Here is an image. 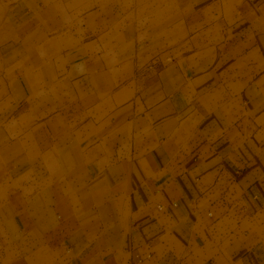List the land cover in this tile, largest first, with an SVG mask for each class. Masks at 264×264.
Segmentation results:
<instances>
[{"label": "crops", "instance_id": "obj_1", "mask_svg": "<svg viewBox=\"0 0 264 264\" xmlns=\"http://www.w3.org/2000/svg\"><path fill=\"white\" fill-rule=\"evenodd\" d=\"M39 14L0 79V264H264V0L133 56Z\"/></svg>", "mask_w": 264, "mask_h": 264}, {"label": "rangeland", "instance_id": "obj_2", "mask_svg": "<svg viewBox=\"0 0 264 264\" xmlns=\"http://www.w3.org/2000/svg\"><path fill=\"white\" fill-rule=\"evenodd\" d=\"M238 3L239 0H0V79L8 80L10 73L19 66L13 53V49L18 47H14L30 42L31 38L37 39L39 30L35 27L39 25L38 16L43 10L59 13L60 24L68 23L70 26L72 19H78V14L86 9L92 7L101 11L108 18L109 25L113 26L114 46L120 43L117 47L122 51L129 47L130 53L126 54L133 56L137 42L166 45L165 40L169 39L171 29L177 33L178 38L170 41L171 45H175L174 42H179L184 37L181 32L185 27L186 16L190 18L189 15L192 14L190 30L194 34L198 33L199 37L200 26L209 25V22L210 26L218 24L217 20L224 18L221 17L222 11L231 17ZM201 12L205 18L207 16L202 23L199 19ZM68 13L71 17L67 16ZM48 22V27L54 26V20ZM48 27L46 31L51 35L52 41L58 36H64V29L55 31L53 28L49 31ZM122 31L129 37L127 42L122 43L121 36L117 34ZM216 31L217 28H214L209 33L213 32V36H216ZM195 40L191 41L196 42ZM10 54L12 61L9 59ZM2 89L6 90L7 85L1 83L0 90ZM2 104L8 105L5 101Z\"/></svg>", "mask_w": 264, "mask_h": 264}, {"label": "built area", "instance_id": "obj_3", "mask_svg": "<svg viewBox=\"0 0 264 264\" xmlns=\"http://www.w3.org/2000/svg\"><path fill=\"white\" fill-rule=\"evenodd\" d=\"M159 208L161 209L162 207H161V206H159Z\"/></svg>", "mask_w": 264, "mask_h": 264}]
</instances>
